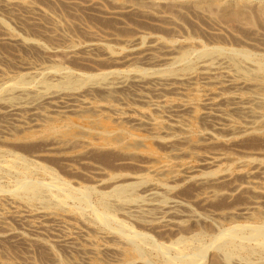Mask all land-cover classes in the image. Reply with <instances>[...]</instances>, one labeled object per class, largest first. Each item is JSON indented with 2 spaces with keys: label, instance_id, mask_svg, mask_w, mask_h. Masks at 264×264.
<instances>
[{
  "label": "bare ground",
  "instance_id": "1",
  "mask_svg": "<svg viewBox=\"0 0 264 264\" xmlns=\"http://www.w3.org/2000/svg\"><path fill=\"white\" fill-rule=\"evenodd\" d=\"M49 1L54 3H61L60 0L59 2L58 0H49ZM143 1H147L150 4L149 10L148 9L147 10L144 9V10L148 12L147 14H151L154 17V19L158 21L157 23L159 24L162 23L166 25L168 28L176 30L175 32H178V37L175 36L176 37L175 40L174 39L167 40V38L165 39L164 38L165 36L163 37L162 34L161 35L159 34V32L156 33L153 31H148L147 29L148 27H146L147 31L137 30L136 33L130 37H121L118 34H115L116 32L107 33L101 30H94L92 27L89 26L87 22H81L80 26L83 29H85L86 32L89 33L88 37L85 36L86 37L85 39L82 38L80 39L79 37L75 36L74 33H72L74 35L69 33L68 31L69 26L65 27L64 24H62L63 22H61V20L57 18L58 15L56 16V13L48 12L46 7L44 6V4L47 3L42 4V2L40 3V0L37 2L30 0L29 1L0 0V43L2 44L9 43L11 45L13 44L14 46L17 47L16 49H19L18 51L21 54L24 52V50L27 51L26 49L34 48L35 46H37L40 49V51H42L43 53L50 52L54 54L56 52L58 53L64 52V54H67L65 52H69V54H72L73 57H76L82 61L92 62L91 65L90 64L87 65V67L90 68L89 71H87L88 69L86 70L82 69L83 66L86 67V65L81 64L82 70L81 69L79 70H81L82 72L76 73L78 77H82L80 78L81 80L88 77L91 78L92 75H103L102 78H104L102 80H98L92 83L89 82V84L84 86L79 85V87L78 86L75 87L79 81L76 80L78 82H74L73 81L74 77L72 78V80H70L71 78L70 79L67 78L66 74L69 71L66 74L64 72L65 74L64 77L60 76V74H58V71L57 72L55 71L58 65L60 66V64L54 60H52V62H50L49 64H46L45 62L40 61L38 59L32 61L28 57L25 58L19 57L21 60L19 61L18 67L16 66L17 67L16 68L14 66L16 69H18V71L16 72L14 71L12 75L6 73L4 69L0 66V90L10 91L11 93L8 95L12 99V101H8V100L3 101L6 99L5 97H4L5 99H3V96H2L3 100L0 99V140L10 141L9 137L14 136L15 135L14 132L16 131L22 132L21 138H19L20 140H30L34 137L35 133H38L40 131L39 129H36L38 127L43 129V126L51 123L52 121L72 122L73 123L72 125L74 127L73 129L75 130L74 133L70 135H63L62 134L63 132L61 134H58L57 137H55L54 140H52L53 141L51 147L52 151L53 149L56 151H61L64 155L72 158L75 155L78 154L81 155V153L83 152L85 153L86 150L92 147H98L103 149V147L112 146L126 153L127 156L128 155L131 156L129 157V159L130 158L136 159V158H132V155L138 156V154H142V156L143 154H145L150 158H155L156 162L149 163L146 166H144L143 170H145V172H143L141 168L140 170H142V172L139 173L138 171V173H136L137 172L136 171L135 172L136 174L132 175V179H137L139 180V182L140 181L141 182L145 181V183L149 182V186L146 189V191L149 193L148 195L151 194L153 196V194L156 195L157 191L166 189L170 183H178L181 181H195L196 183L201 185L207 183L209 181V177L206 175L205 172L206 168L221 162L224 158L225 159L227 158L225 154L217 153V152L209 153V154H198L193 152V150H191V146H195L201 141H207V142L215 141L218 140L219 137H223L225 139H229L231 137L237 138L242 135H246V134L249 135L250 133H259L263 131L264 130V75L263 74L253 73L252 75L251 74L252 72L247 73L245 71L246 66L245 67L243 66L244 69L243 67H237L235 66V64H233L234 62L232 63L229 60L230 58L220 55L214 56V55L204 54V56L201 55V57L200 56L199 58L197 57L198 59L196 58L197 60L194 63V65L192 66L185 65V60L189 55L190 51H192L193 49L192 47L194 43H191V41L186 36L187 33L185 34L186 32L185 26L180 21L177 20L173 12L169 11L171 9L166 10V8L172 5L174 6L181 5L184 2L199 3L202 0H129L125 2L121 1L116 5H113L114 3L113 4L111 3L112 4V5L110 4L111 6L108 5L109 2L107 3L106 0H71L69 1V3L72 4V8L70 9L76 8V10L83 9L85 11H92L99 17L102 16L105 18L116 19L119 21V23L127 26L129 24L126 22L125 19L126 14L131 15V13L135 11H140L139 10L140 8L143 9V7L140 5V2L143 3ZM209 1H212L211 4L221 2V0H209ZM223 1H225V3L226 2L229 3V5L237 4L236 3L237 0H223ZM147 2L146 3L144 2L143 4L148 5ZM207 3L209 4V2ZM211 4H209V6H211ZM185 5L186 4H184V6ZM222 5L224 4L222 3ZM46 6L48 7V5ZM205 6L208 7V5H204V7ZM216 6H218V4ZM204 7L203 6L200 7V5H198V8L196 9L198 10L197 12L203 13L205 10L210 8V7L208 8L205 7L207 8L205 9ZM51 14H55V15L51 16ZM71 14L73 15V13ZM82 16L86 18L84 14ZM46 17L47 18L50 17L52 20L50 21L46 20ZM200 20L202 22L204 21L202 19ZM8 21L9 23L11 22L13 25L19 28V31L20 29L24 31L27 34V36L13 32L7 23ZM29 24L38 25V27L40 26L45 29L44 33L41 32L42 37L45 36V38L51 39L50 42H52L53 40V43L49 49H47V46L45 47L40 40H37L32 37L33 36L32 32L31 33L29 32ZM207 25H209V23H207ZM187 27H189L188 24ZM156 28L157 26H155V29ZM163 29H165V26L163 27ZM214 30H219V29L214 28ZM36 33L38 32L36 31ZM167 34L171 36L169 32ZM81 35L83 36L84 34ZM171 38H173V36ZM43 40L45 41V39ZM111 42H114V44L116 43L117 45L121 44L122 46L120 47L117 46L114 47L116 49H113L110 45L112 44ZM222 45L224 46V44ZM208 47L210 48V46ZM259 48H261V46ZM118 49L120 51H118ZM224 50L225 49H223L222 51ZM239 55L241 54H237V56ZM36 56L38 57V55ZM10 57L12 56L10 55ZM14 57L16 58V56ZM53 57L55 56L53 55ZM19 58L16 60H19ZM49 61H51V59H49ZM105 61L107 62L105 66L100 68L96 66V64H98L99 62L105 63ZM75 66H77V64ZM78 66L81 67L80 65ZM40 73H44V74L46 73L48 76L45 75V77H47L49 81L51 80L54 81V78H56L58 82L59 80H61L62 82L61 81L60 82L62 85H64V87L63 88L61 87L60 89L52 90L53 88H51V86L52 87L54 86L51 85L52 82L47 83V81L44 80L43 82H41V84L43 83L42 86L39 85V88L38 87L36 89L29 88L28 84L33 79H35L36 76L38 77ZM52 73L55 74L51 75ZM145 73L147 74L145 75ZM71 75L72 74H70V76ZM78 77L77 79H79ZM60 82H59V86H60ZM54 83L55 82H53V84ZM46 85L47 86L50 85L49 87L51 88V91H47V92L42 91V88H44V86ZM201 122L207 124L208 127L205 130L203 129L204 131L202 130L199 136H196L198 133L195 135L194 132L197 131L196 128H198L197 127L198 123ZM58 124L60 123L58 122ZM48 126H50V124ZM44 140L45 139H43L42 141L44 142ZM156 142L157 144L163 143V145H165L166 148L170 150V153L166 158L158 155L157 154L159 152L158 150H156V152L153 150L151 144L153 143V145H155ZM46 143L47 146L50 144V143L48 144V142ZM77 145L78 147H76ZM71 146H75L76 147L75 150L70 151L69 148ZM141 146H144L145 149H141ZM51 149L49 151H51ZM194 155L197 156L196 158L200 160L199 162L192 163L190 161L189 162L184 161L183 158H181L185 156H194ZM39 156L43 157L38 153V155H35V158H38ZM124 157L123 159H125ZM69 159L68 161H70ZM237 159L238 160H236V170L238 172L239 171L243 172L242 178L244 179L241 183L238 184L237 189L246 187L249 188V190L252 189L253 191H255L256 194L264 193V153L262 154L261 158L246 157L245 159L242 160H239V158ZM70 162L72 163V161ZM223 169L221 168L220 171ZM217 170L219 172V169ZM133 173L134 172H132V174ZM91 178L96 184L101 186L105 182V179L101 176H93L92 174ZM111 178L113 179V180L111 179V181L114 183H122L120 177H115L112 175ZM111 184L112 183H109V185ZM125 185L119 184L117 185V187L120 188L119 190H124L125 188H127L125 187ZM131 188L132 186L130 187V189ZM206 188L203 190L204 191L203 194L200 193L204 197H211L213 195H217L216 193L218 192L216 190L209 188V186L207 189ZM169 190L170 189L166 191ZM166 191L165 193H167ZM120 192L122 193L123 191ZM167 194L170 195L171 192ZM203 196L200 198H203ZM162 200H160L159 202H161ZM170 200L167 202L168 205H166L167 204L166 203L164 204V207L162 206L160 208V210L164 215L161 214L163 216H160L158 214L160 217H163L161 221L164 224V226H170L176 224V218L177 215H179L177 212L178 211L177 208L180 206V203L175 199L174 200L170 199ZM17 201H14L9 198L5 200L4 203L0 202V223H4L5 219H7L8 216H13L14 218L20 220L22 223L26 225L25 229H27V231L29 230L37 236L41 234L42 231L50 232L51 230H55L57 226L54 227L53 222L58 223L57 225H61V227H64L66 230L75 227L73 223L67 221L68 220L67 218H66L67 220L63 219V216L65 214L60 215L59 213L53 212L55 210L53 211L51 210L50 212L27 210L20 207L23 204L19 206L20 203L18 204ZM159 202H156V204H158ZM260 204H261V200L255 198L252 200L251 204L249 203V205L247 204L238 209L236 208L237 210L235 212L229 211V213L226 212V214L228 213L227 215H229V218L230 217L234 218L233 216L235 214L247 216L248 218L255 220V222L253 223L248 222L246 224H253L252 229L261 231V229H264V221L259 216L258 213ZM150 206L151 205L149 204V207ZM222 214L225 213L223 212ZM152 217L155 218L154 215ZM216 217L213 216V218L215 219ZM225 217L223 216V219H225ZM143 218H145V215L143 216ZM228 221H230V219ZM156 222L158 221L156 220ZM240 227L241 225L232 222L225 231ZM0 229L3 228L1 227ZM76 229L77 228H75V231H77ZM9 236H12L13 238L16 237L18 240L23 238L25 239L24 231L14 233L12 232L11 229L4 226V229L0 230V241L3 240L4 238L6 240V237ZM10 238L11 237L7 239ZM46 240L47 239H45V241ZM44 243H42V245ZM74 243L68 240V243H66L68 246L66 244L65 245L74 250V248L76 249ZM229 245L231 244L229 243ZM106 246H108V244ZM114 246L112 247L113 249H115ZM226 246L228 247V244ZM239 247H241V245ZM221 248H224V246L223 247L221 246ZM221 248L219 250H221ZM103 250H106V248ZM231 251L233 250H230V252ZM245 251H247V249ZM82 252L85 253V255L99 254V250L95 247L90 246L89 244L88 246L87 245L85 247L83 246ZM135 253L137 254L138 251ZM235 253L236 252H234V254ZM226 254L224 255L226 256ZM217 255L221 256V254L219 253H217ZM245 255L247 256L248 253ZM250 255L249 258L252 257ZM225 256L223 257L226 259ZM214 257L216 258V255ZM232 257L233 260L238 258L236 257L234 259L235 256ZM220 258L219 260L222 259ZM121 260H124L127 263L131 262L130 261L131 258L128 257H124V259ZM250 261L251 259L249 260V263ZM257 261L260 262L259 260ZM257 261L252 260V262L255 263ZM229 262L231 263L232 261L229 260ZM146 263L148 264V261ZM263 263L264 261L262 262V264ZM217 264H220V262Z\"/></svg>",
  "mask_w": 264,
  "mask_h": 264
},
{
  "label": "rangeland",
  "instance_id": "2",
  "mask_svg": "<svg viewBox=\"0 0 264 264\" xmlns=\"http://www.w3.org/2000/svg\"><path fill=\"white\" fill-rule=\"evenodd\" d=\"M30 1L37 2L39 0ZM60 1L61 3H54L49 0H40V3H47L44 4V6L48 10V12L56 13V16L58 15L57 18L61 20V22H63L62 24H64L65 27L69 26V33H74L75 36L79 37L80 39H85L89 34L80 26L81 22H87L89 26L94 30H101L107 33L116 32L115 34H118L121 37H130L134 35L137 30L147 31V29L148 31H153L156 33L159 32V34H162L163 37L165 36L164 38H167V40H175V36L178 37V32H175L176 30L168 28L162 23H157L158 21H156L151 14H147L148 12L145 10H149L150 6L147 1H143V3L147 2L148 5L140 2V5L143 7V9H139L140 11H135L136 13L133 12L135 14L131 13V15L126 14L125 19L129 24L127 26L119 23V21L116 19L105 18L102 16H100V18L92 11H85L83 9L76 10L75 7H73L75 9H70L72 8V4L69 3V1L71 0ZM106 1L107 3L109 2L108 5H110L111 3H114L113 5H116L121 1L125 2L129 0H111V2L110 0ZM203 2L204 5H208V7H210L208 8L207 6H205L209 10L204 7ZM207 2L211 4L212 1L202 0L199 2L200 4L198 2H184L181 5H172L170 7L168 6V9L166 8V10L171 9L169 11L173 12L177 20L185 26V34L187 33L186 36L191 41V43L195 44H193V49L188 55L191 58L187 56L185 65H194L199 56H204V54L214 56L220 55L230 58L229 60L232 63L234 62L233 64H235V66L237 67L246 66V68H248H245V71L247 73L252 72V75L253 73L264 75V0H237V4L234 5H229V3H225V1L221 0L220 3H212L214 6L212 4L211 6H209ZM222 3L225 6L222 5ZM184 4L186 5L184 6ZM217 4L218 6L220 4L221 5L218 7L216 6ZM46 5H48V7ZM198 5H200V7L203 6L205 9H207L205 10L206 12L203 10V13H198V10H196L198 8ZM71 13H73V15ZM83 14L86 16V18L82 16ZM52 15L55 14H51V16ZM48 18L46 17V20H52L51 18ZM200 19L207 22L203 21V23ZM7 23L13 32L27 36L24 31L20 29V32L19 28H17L11 22L9 23L8 21ZM207 23H209V25H207ZM187 24L189 27H187ZM155 26H157L156 29ZM164 26L165 29H163ZM207 26H209L210 28ZM146 27L148 28L146 29ZM31 28H33L34 30ZM214 28H218L219 30H214ZM166 30H169L168 32L169 34H171V36L167 34L168 32ZM36 31L40 36L38 35V33H36ZM44 31L45 29L40 26L38 27V25L29 24V32H32V37L40 40L44 44V46H47V49H49L53 43V40L52 42H50L51 39H47L45 38V36L42 37V33H44ZM81 34L84 35L82 36ZM172 36L173 38H171ZM43 39H45V41ZM111 43L112 44L110 45L113 49H116L114 47L122 46L121 44L117 45L116 43L115 45L114 42ZM6 44L0 43V66L6 73H9L11 75L14 73V71H18V69L16 68L18 67L19 61L21 60L20 58L28 57L32 61L38 59L45 62L46 64H49L50 62H52V60L58 62L60 66L58 65L55 71H58V74L63 77L69 71L67 73L69 76L66 74L67 78H71L70 80H72V78L74 77V82L79 81L75 87H79V85L84 86L89 84V82L92 83L104 79L102 78L103 75H92L93 78L92 76L91 78L84 77L85 79L81 80L80 78L82 77H78L76 73L82 72V69H88L87 71H89L90 68L87 67V65H91L92 62L82 61L76 57H73V55L69 54V52H65L67 54H64V52H56L54 54L50 52L43 53L37 46H35L37 50L35 49V47L28 48L26 49L27 51L24 50V52L21 54L18 51L19 49H16V46L9 43V45ZM196 44H199V47ZM222 44H224V46ZM208 46H210V48ZM260 46L261 48H259ZM223 49L225 50L222 51ZM118 51L120 50L118 49ZM50 54H53L55 57ZM237 54H241L243 56H237ZM10 55L12 57H10ZM13 55L16 56V58ZM36 55H38V57ZM45 57L48 59H46ZM18 58L19 60H16ZM49 59H51V61H49ZM235 60L238 62H236ZM76 64L77 66L80 65L81 67L78 66V68L77 66H75ZM81 64L86 65V67L83 66L82 68ZM106 64V61L105 63L99 62L98 64H96V66L100 68L105 66ZM14 66L17 67L15 68ZM249 68H251L252 70ZM258 68H261V71L263 69V71L261 72ZM54 74L55 73H52L51 75ZM70 74L72 75L70 76ZM146 74L147 73H145V75ZM40 75H38V77L36 76L35 79H33L28 84L29 88H39V85L42 86L43 83L41 84V82H43L44 80L47 81V83L52 82L51 85H54L53 87L51 86V88H53L52 90L64 87V85L61 84V80H59V82L61 81L59 86V82L56 78H54V81H49L47 77H45V75L48 76L46 73H40ZM77 77L80 80L77 79ZM85 80H87L88 82ZM53 82L55 83L53 84ZM49 86H44V88H42V91H51V88ZM10 93L11 92L8 90H0V99H2L3 96V99L6 98L5 100L2 99L3 101H12V99L8 95ZM52 122L49 123L50 126H48L49 124L43 126V129L40 127L36 128L40 131L38 133H35L34 137L30 140H20L19 138H21L22 135L21 131L14 132L15 135L9 137L10 141L0 140V202L4 203L5 200L10 198L14 201L18 200V204L20 203L19 206L23 204L20 207L27 210L47 212L55 210L53 212L59 213L60 215L65 214L63 216V219H68L67 221L73 223L75 227L66 230L64 227H61V225H57L58 223L53 222L54 227L57 226L55 230H51L50 232L42 231V233L37 236L31 231H27V229H25L26 225L20 220L14 218L13 216H8V218L5 219L4 223H0V228L2 227L4 229V226H6L14 233L24 231L25 239L23 238L18 240L16 237L13 238L12 236H9L11 237L10 239H7L9 237H6V240L5 238L1 240L0 264H147V261L148 264H217L219 262L220 264H229V260L232 261L230 264H262V262L264 261V229H261V231L252 229L253 224L246 223H253L255 222V220L248 218L247 216L235 214L233 216L234 218H229V215H227L229 211L235 212L238 208L243 207L247 204L249 205V203H252L253 199L258 198L259 200H261L258 213L264 221V193L256 194L255 191H253L252 189L249 190V188L246 187H242L243 189H237L238 184L241 183L244 179L242 178L243 172H238L236 170V160H238L237 158H239V160H242L246 157H262V154L264 153V130L259 133H250L249 135L246 134L239 136L237 137L238 139L236 137H234L235 139L233 137H231L232 139L219 137V139L215 141H201L202 143L199 142L198 144H196L197 146H191V150H193V152L195 153H223L225 154V156H227L228 159L224 158L221 162L206 168L205 172L209 177V181L207 183L209 184L205 183L206 185H201L196 183L195 181H181L178 183H170V187L168 186L166 189L157 191L156 195L153 194V196L155 195L153 197L151 194L148 195L149 193L146 191L149 186V182H139V180L137 179H132V175L138 173V171L139 173L142 172L144 166H146L147 164L156 162L155 158H150L145 154H143V156L142 154H138V156L140 155L141 158L140 156L138 157L137 155H132V158L136 159H129V157L131 156H127L126 153L120 151L118 148H114L111 146L103 147V149L92 147L86 150L85 153H81V155L78 154L73 156L72 158L74 159H72L71 157L64 155L61 151H56L54 149L52 151L51 147L53 144L52 140H54V138L57 137L58 134H61L62 132L63 135H70L74 133L75 130L73 129V123L68 121ZM58 122L60 124H58ZM197 127V131L194 132V134L196 135L198 133L196 136H199L202 130H205L208 126L204 122H201L198 123ZM36 138H38L39 140ZM43 139H45L44 142L42 141ZM46 142H48V144L50 143L48 145L49 147L47 146ZM151 146L155 152L156 150H158L159 152L157 151V154L162 157L166 158L170 153V150L167 149L166 146L163 145V143L157 144L156 142L155 145H153L152 143ZM76 147H78V145ZM76 147L71 146L69 150L73 151ZM50 149L51 151H49ZM141 149H145V147L141 146ZM34 153L35 155H38L39 153V155H42L43 157L39 156L38 158H35ZM32 154L34 157L32 156ZM123 157L125 159H123ZM196 157L197 156L194 155L181 158H183L184 161L197 163L200 160ZM68 159L72 161V163L68 161ZM141 168L142 170H140ZM221 168L224 169L220 171ZM217 169H219V172ZM132 172L134 173L132 174ZM143 172H145V170H143ZM92 174L93 176L103 177L105 179L104 184L102 186L96 184L91 178ZM112 175L115 177H120L122 183L112 182ZM109 183H112L114 185H109ZM119 184H126L125 187L127 188H125L124 190H119L120 188L117 187V185ZM129 186H132L133 189H130ZM205 186L207 188L209 186V188L216 190L218 192L216 193L217 195L204 197L202 194L204 192L203 190L206 188ZM168 189L170 190L166 191ZM115 190L117 192L119 191V194ZM130 190L132 191V194ZM120 191L123 192L121 193ZM165 191L167 193L171 192V194L169 195L165 193ZM256 195L259 196L257 197ZM202 196L203 198H200ZM170 199H175L180 203V206L177 208V212L179 215H177L176 224L164 226L161 221L163 217H160L164 214L162 213L160 208L162 206L164 207V204H166ZM160 200L162 201L159 202ZM155 201L159 202V205L156 204ZM149 204L151 205L150 207ZM166 205H168V203ZM140 209L142 212L140 211ZM223 212L225 214H222ZM226 212L228 213L226 214ZM152 214L155 218L152 217ZM144 215L146 219L143 218ZM226 215L228 216L230 221H228L229 219ZM213 216H218L220 218L216 217L215 219L213 218ZM223 216H226L225 219H223ZM148 217L150 222L148 220ZM158 217H160L161 219ZM156 220L158 222H156ZM232 222L241 225V227L225 231ZM75 228H77V231H75ZM84 232H86L87 234ZM54 234L60 235L61 237L57 235L55 236ZM35 239L37 242L35 241ZM45 239L47 240L45 241ZM68 240L73 243L75 242L74 245L76 246V249L74 248L73 250L72 248L67 247L68 245L66 243H68ZM91 241L94 243H92ZM42 243H44L45 245H42ZM229 243L231 245H229ZM80 244L84 247L86 245L88 246L89 244L90 246L97 248L99 250V254L85 255V253H83L84 251L82 252L83 246H81ZM107 244L108 246H106ZM118 244L120 245V247ZM227 244L228 247L226 246ZM220 245L222 247L224 246V248H221ZM240 245L242 248L239 247ZM113 246L115 247V249L112 248ZM234 246L236 247V250ZM105 248L106 250H103ZM111 248L113 251L111 250ZM220 248L221 250H219ZM125 249L127 252L125 251ZM246 249L247 251H245ZM230 250L233 251L230 252ZM248 250H250L252 253ZM137 251L138 253L136 254L135 252ZM228 252L232 255H230ZM234 252L236 253L234 254ZM237 252L240 253L238 254ZM217 253L221 254V256L217 255ZM247 253L248 255L246 256L245 254ZM224 254H226V256ZM212 255H216V258ZM222 255L225 256L226 259ZM249 255L252 257L249 258ZM218 256H220L222 259ZM232 256H235L234 259L236 257L238 258L233 260ZM124 257L131 258V262L127 263L124 260H121L124 259ZM219 258L221 260H219ZM250 259L251 261L249 263ZM252 260H259L260 262L257 261L255 263L252 262Z\"/></svg>",
  "mask_w": 264,
  "mask_h": 264
}]
</instances>
